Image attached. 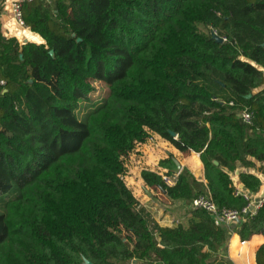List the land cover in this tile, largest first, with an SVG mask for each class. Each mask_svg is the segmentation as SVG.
<instances>
[{
    "label": "trees",
    "instance_id": "trees-1",
    "mask_svg": "<svg viewBox=\"0 0 264 264\" xmlns=\"http://www.w3.org/2000/svg\"><path fill=\"white\" fill-rule=\"evenodd\" d=\"M3 7L0 264H231L228 228L199 208L187 226L160 225L128 187L126 159L157 133L200 154L207 184L186 167L173 185L144 169L148 187L188 203L208 189L220 206L247 204L230 172L258 163L264 172V0H31L23 16L43 42L22 44L3 35ZM101 62L121 75L110 85L117 122L76 112ZM136 67L145 75L133 77ZM84 150L90 163L72 164V177L50 175ZM158 166L175 175L172 155ZM240 179L261 187L254 174ZM237 233L264 235V202Z\"/></svg>",
    "mask_w": 264,
    "mask_h": 264
},
{
    "label": "crops",
    "instance_id": "crops-1",
    "mask_svg": "<svg viewBox=\"0 0 264 264\" xmlns=\"http://www.w3.org/2000/svg\"><path fill=\"white\" fill-rule=\"evenodd\" d=\"M4 3L5 5L1 12L3 35L7 38L14 37L21 44L28 41L42 43L43 40L37 33H34L29 29L26 32H22L17 29L9 14L7 0H4ZM132 155H134L135 160L138 159L141 162L139 167L140 162L138 163V161H136V164H138L137 167L140 170L137 167H135L133 170L134 172H138L141 185L132 184V186H129L127 179L131 178V171H129L128 175H126L125 181L128 187L132 190L135 197L153 214L154 218L159 222L160 225L173 226L177 224H184L187 226L191 218L190 209L192 207L190 203L184 199H169L168 202L171 204V206L163 207V204L159 202V199L161 198L157 194L160 193L165 195V193L148 187L143 181L142 171L144 169H150L152 171H159L160 174H165L166 170L159 167L158 163L162 159L168 158L170 155H172L173 158H176L180 161L183 167L191 170L193 175L200 181L201 179H206L204 163L201 160L200 154L195 152H192L191 154H185L177 149L171 142L155 133L153 135V140H147L146 142L137 145L130 157ZM260 166V163H258L257 167H245L243 165H239L237 166L236 170L230 172L234 186L247 193L250 196L252 203H256L262 199L264 200V172L261 170ZM241 172H247L257 176L261 180L260 189L252 191L246 188L240 179ZM240 224L241 222L236 223L228 228V238L223 249L224 253H226V256L231 264H257L256 252L259 247L264 244V235H253L250 239L246 240V246H243V240L237 233V229ZM250 255L252 259H250Z\"/></svg>",
    "mask_w": 264,
    "mask_h": 264
},
{
    "label": "rangeland",
    "instance_id": "rangeland-1",
    "mask_svg": "<svg viewBox=\"0 0 264 264\" xmlns=\"http://www.w3.org/2000/svg\"><path fill=\"white\" fill-rule=\"evenodd\" d=\"M199 30L203 33H209V30L203 25H199ZM141 75H145V73L139 67H136L132 71L133 77H138ZM120 76H121L120 73L115 72V71H109L105 68L102 62L99 63V66L96 70L95 77L91 79L93 89L89 93H87L84 97L81 98L79 107L76 110L77 115L81 120H84L87 118V119L92 120L93 122H99V121L117 122L119 121L118 117L114 114L112 110L115 99H113L111 96L110 85ZM107 102H111V103L107 104ZM102 105H104V107L100 108ZM86 151L84 150L68 158L64 163L54 168L52 170V174L50 175L51 176L53 175L65 176L68 178L72 177V175L70 174V166L72 164L90 163L89 154ZM130 155L126 159V163L128 166V172L131 171V174H130L131 178L127 179V183L129 184V186H132V184L141 185L138 172L133 171L135 167H137L138 165L136 164V161H138V163L140 161L138 159L135 160L134 155H132L131 157ZM140 164L141 162L139 163V167H140ZM157 195L161 198L159 199V202L163 204V207L171 206V204L168 202L170 199L169 197L166 196L165 198V195L164 194L162 195L160 193H158ZM119 215L124 219V221L127 222V224H130V222L132 223V215L129 212L121 213Z\"/></svg>",
    "mask_w": 264,
    "mask_h": 264
},
{
    "label": "built area",
    "instance_id": "built-area-1",
    "mask_svg": "<svg viewBox=\"0 0 264 264\" xmlns=\"http://www.w3.org/2000/svg\"><path fill=\"white\" fill-rule=\"evenodd\" d=\"M31 1V0H7V8L9 11V14L11 16L12 21L16 25L17 29L22 32L28 31V26L25 22L22 6L25 2ZM47 2L51 0H45ZM216 33V32H215ZM223 41H226V37H222ZM222 41V42H223ZM6 80L0 75V90L4 89L6 86ZM264 89V84L262 86ZM240 117L242 120L247 123H252V113L248 109H244L242 112H240ZM153 133L151 137L148 140H153ZM175 176H167L165 174H162L164 179L170 184L173 185L176 182V177L178 175L177 172H175ZM204 182L206 185L207 181L206 179H201L200 182ZM236 188V195L243 196V198L247 201V204L242 208H231L226 206H220L212 197L211 193L207 189L203 193H199L193 200L191 201L190 205L192 208H199L207 211L212 218L214 219L215 223L217 225H222L227 228H230L232 225L236 223H240L245 220L246 215H254L258 208L261 206V204L264 202V200H260L256 203H252L250 196L243 192L241 189ZM242 245L246 246V240L242 241Z\"/></svg>",
    "mask_w": 264,
    "mask_h": 264
},
{
    "label": "water",
    "instance_id": "water-1",
    "mask_svg": "<svg viewBox=\"0 0 264 264\" xmlns=\"http://www.w3.org/2000/svg\"><path fill=\"white\" fill-rule=\"evenodd\" d=\"M212 37L217 41V42H222L223 39L221 36H219L217 33H215L214 31H212ZM51 54H54V51L51 50L50 51ZM171 134L172 135H176V133L174 131H171ZM174 161L177 165V168H176V172L179 174L183 168V165L180 163L179 160H177L176 158H174ZM215 164H218V161H215ZM86 264H93L91 261L87 260L86 261Z\"/></svg>",
    "mask_w": 264,
    "mask_h": 264
}]
</instances>
